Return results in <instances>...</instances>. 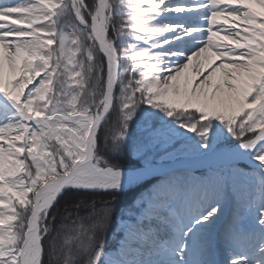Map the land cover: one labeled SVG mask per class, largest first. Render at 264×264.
<instances>
[{
	"label": "snow or ice",
	"instance_id": "6c2138e0",
	"mask_svg": "<svg viewBox=\"0 0 264 264\" xmlns=\"http://www.w3.org/2000/svg\"><path fill=\"white\" fill-rule=\"evenodd\" d=\"M0 264H264V0H0Z\"/></svg>",
	"mask_w": 264,
	"mask_h": 264
},
{
	"label": "rangeland",
	"instance_id": "374dc122",
	"mask_svg": "<svg viewBox=\"0 0 264 264\" xmlns=\"http://www.w3.org/2000/svg\"><path fill=\"white\" fill-rule=\"evenodd\" d=\"M86 2H94V0H86ZM146 2H147V0H146ZM218 22H222L223 23V21H218ZM223 26L224 27H230L231 25H223ZM129 33H130V30L126 29L124 31V33L121 35L120 39L124 40V41H127L128 38H129ZM109 34L112 35L111 32ZM223 42L227 43V41H223ZM30 87H31V85H30ZM114 122H115V116L113 115L111 117L110 121H109V125L111 126V124H113ZM160 151L161 152L163 151V146L161 147ZM128 152L129 151L126 150L125 154L132 156V158H135V154L134 153H132V152L128 153ZM123 162H124L123 159H121L120 163H123ZM201 171H203L202 167L198 168V169L196 168V169L192 170V174L193 175H199ZM146 181H149L148 188H151L153 183H154V181H152L151 178H147L146 180L142 181V183H144V184L147 183L148 184V182H146ZM126 191L128 192V191H131V190H126ZM146 192H147V188H141L140 191L135 192V195L131 194L130 198L127 201H126V198L124 199V202L125 201L126 202L123 204V207L121 209H123L125 211V218H127V216L132 215L133 213H135L136 208L139 206L141 196L143 194H146ZM118 215H119V212H118ZM116 222L118 223V225L116 226V229H115L114 226H115ZM114 226L111 227V232L109 233L108 237H105L104 234H103L104 237H102L105 240L106 247H108L110 251L118 250L119 242L122 239V233H121V230H120V221H119L118 217L115 220ZM224 228H225L224 226H221L219 228V230L217 229V233H216V235H217V248H216V251H218V252H227V249L225 248V246L223 244V241H222ZM108 232L106 230L107 234H108ZM107 234H106V236H107ZM222 260H225V259H222Z\"/></svg>",
	"mask_w": 264,
	"mask_h": 264
},
{
	"label": "trees",
	"instance_id": "16d2710c",
	"mask_svg": "<svg viewBox=\"0 0 264 264\" xmlns=\"http://www.w3.org/2000/svg\"><path fill=\"white\" fill-rule=\"evenodd\" d=\"M106 131V130H105ZM101 143H103V132L101 134ZM130 153V152H128ZM132 154V153H131ZM132 192L126 191L123 194H109L105 192H82V193H75L74 191L71 194V199L75 202V204L80 205L81 211L79 212L80 217H87L89 215V212L91 211V207L94 205L96 208H101L105 206L108 203H112L114 208L121 209L123 207V204L130 198ZM113 196H115V200H113ZM127 196V197H126ZM126 198V201L124 202V199ZM61 212L57 214V220L55 222V227L57 229H60L62 224H71V220H65L63 219L64 214V208L66 207L64 201H61ZM118 216V212H114L113 222H111L108 225L107 232H105L104 236L108 237L109 233L111 232V227L114 226L115 220ZM73 219H75V216H73ZM85 223L87 221L85 220ZM107 234V236H106ZM103 236V237H104ZM48 257H45V260H47Z\"/></svg>",
	"mask_w": 264,
	"mask_h": 264
},
{
	"label": "bare ground",
	"instance_id": "6f19581e",
	"mask_svg": "<svg viewBox=\"0 0 264 264\" xmlns=\"http://www.w3.org/2000/svg\"><path fill=\"white\" fill-rule=\"evenodd\" d=\"M190 160H191V163H190ZM190 160L189 159H182L181 161H179L177 163V167L190 166L192 169H194V168H198L200 166H203L201 164L195 163V158L194 157L190 158ZM228 256H229V253H227V258H228Z\"/></svg>",
	"mask_w": 264,
	"mask_h": 264
}]
</instances>
